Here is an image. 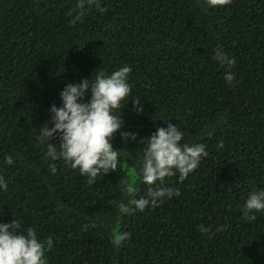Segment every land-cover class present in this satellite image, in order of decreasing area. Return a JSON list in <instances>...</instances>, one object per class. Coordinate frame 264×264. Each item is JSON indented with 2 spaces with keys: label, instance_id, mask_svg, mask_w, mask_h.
Listing matches in <instances>:
<instances>
[{
  "label": "trees",
  "instance_id": "1",
  "mask_svg": "<svg viewBox=\"0 0 264 264\" xmlns=\"http://www.w3.org/2000/svg\"><path fill=\"white\" fill-rule=\"evenodd\" d=\"M77 4L0 0V222L32 228L47 264H264V212L243 216L249 192L264 189V0H90L82 15ZM217 50L235 65L216 62ZM125 65L131 92L115 114L137 139L118 132L120 164L89 184L46 155L37 130L51 127L66 84ZM167 123L207 156L183 180L165 178L179 196L121 212L146 195L143 139ZM51 143L59 151L58 135Z\"/></svg>",
  "mask_w": 264,
  "mask_h": 264
},
{
  "label": "clouds",
  "instance_id": "2",
  "mask_svg": "<svg viewBox=\"0 0 264 264\" xmlns=\"http://www.w3.org/2000/svg\"><path fill=\"white\" fill-rule=\"evenodd\" d=\"M86 2L90 0H78L77 8L81 10V15ZM206 2L210 7H215L229 0ZM76 19H79V15ZM213 59L227 66L236 63L234 57H228L221 50L216 51ZM130 71L131 68L125 65L110 74L101 70L94 78L91 76L79 83L66 84L59 93L60 106L52 104L49 108L51 127L45 124L37 130L38 141L42 144L47 142L46 155L52 161L63 159L73 169L78 168L81 175L88 177L89 184L95 183L98 175L115 171L120 164L121 151L114 149L111 142L118 132L125 143L137 139L135 133L122 130L121 116L115 114L117 109H122L121 103L130 95ZM224 78L226 83L231 84L234 76L226 71ZM132 100L136 111H142L140 99ZM57 135L60 139L59 151L57 145L51 143ZM183 137L176 125L167 123L166 127H157L155 132L143 139L146 142L143 143L136 167L141 181L149 187L146 195L133 197L127 204L120 203L118 208L121 212L127 213L130 206L143 211L149 205L155 206L164 199L179 196V189L166 186L165 178L178 174L179 179L183 180L198 168L202 157L207 156L204 144L181 143ZM5 162L12 164V157H6ZM50 167L53 172L56 171L54 165ZM7 186L0 176V191L7 190ZM126 191L133 193L135 189L129 186ZM257 212H264V189L249 192L244 202L243 216L247 220L254 221V213ZM201 230H205L203 226ZM126 235L122 234L118 239ZM51 245L49 239L47 247ZM45 251V243L39 240L32 228L23 229L16 218L9 223L0 222V264H47Z\"/></svg>",
  "mask_w": 264,
  "mask_h": 264
}]
</instances>
